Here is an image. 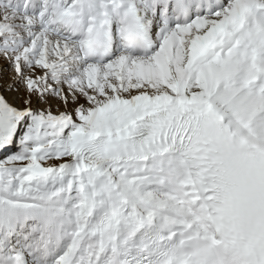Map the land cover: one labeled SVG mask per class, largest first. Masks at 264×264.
Segmentation results:
<instances>
[{
	"label": "snow or ice",
	"instance_id": "1",
	"mask_svg": "<svg viewBox=\"0 0 264 264\" xmlns=\"http://www.w3.org/2000/svg\"><path fill=\"white\" fill-rule=\"evenodd\" d=\"M0 264H264V0H0Z\"/></svg>",
	"mask_w": 264,
	"mask_h": 264
}]
</instances>
